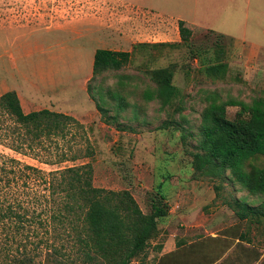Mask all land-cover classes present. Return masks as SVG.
I'll return each instance as SVG.
<instances>
[{
  "label": "rangeland",
  "instance_id": "rangeland-1",
  "mask_svg": "<svg viewBox=\"0 0 264 264\" xmlns=\"http://www.w3.org/2000/svg\"><path fill=\"white\" fill-rule=\"evenodd\" d=\"M204 1L203 12V0H0V95L16 90L25 111L71 114L84 124L86 135L79 159L55 165L3 144L0 152L46 171L90 162L96 186L128 189L146 213L163 190L171 212L159 225L162 237L182 233L186 225L197 229L204 211H223L225 221L237 220L236 197L262 203L264 194L250 193L229 171V179L197 172L192 153L213 93L246 102L264 97V0ZM176 13L191 19L204 15L207 28L186 22L193 29L192 50L138 48L123 68L93 78L98 48L131 51L140 42L180 41L184 19ZM218 61L228 64L226 72L208 74L206 67ZM169 65L179 95L163 106L157 98L147 100L144 92L156 86L148 69ZM98 102L107 109L105 116ZM237 110L229 106V116ZM258 160L264 165V157ZM152 248L151 241L147 253Z\"/></svg>",
  "mask_w": 264,
  "mask_h": 264
},
{
  "label": "trees",
  "instance_id": "trees-1",
  "mask_svg": "<svg viewBox=\"0 0 264 264\" xmlns=\"http://www.w3.org/2000/svg\"><path fill=\"white\" fill-rule=\"evenodd\" d=\"M179 31L177 42H140L131 51L96 49L93 78L123 68L138 48L192 47L193 29L185 20L179 21ZM227 67L218 61L206 71L217 77ZM174 72L172 65L148 69L156 86L145 90V98L171 104L179 95ZM229 106L238 107L233 118ZM97 107L105 116L107 109L99 102ZM117 126L125 129L122 123ZM82 128L81 121L65 112L25 111L16 90L0 95V144L17 153L50 165L75 161L83 152ZM90 148H85L87 154ZM192 156L200 174L229 179V171L250 193L264 194V165L258 160L264 157V97L246 102L233 97L222 100L213 93L202 112L199 143ZM165 200L159 189L146 213L128 189L96 186L90 162L46 171L0 152V264H134L138 258L140 264L169 215ZM235 204L239 218L264 220V201L252 205L236 197Z\"/></svg>",
  "mask_w": 264,
  "mask_h": 264
},
{
  "label": "crops",
  "instance_id": "crops-1",
  "mask_svg": "<svg viewBox=\"0 0 264 264\" xmlns=\"http://www.w3.org/2000/svg\"><path fill=\"white\" fill-rule=\"evenodd\" d=\"M199 3L200 1L197 5ZM204 3L203 0L199 7L203 12ZM157 14L170 15L165 12ZM173 16L186 20L190 27L194 28V26L200 25L207 28L202 22L204 15H195L192 19L179 13ZM224 218L223 211L209 213L204 211V220L197 225V229L184 222L187 228L182 233L174 231L168 236L162 237L160 231V234L152 239V251L146 254L143 263L264 264V220L251 222L249 218H238L225 221ZM193 230H197V232L189 233Z\"/></svg>",
  "mask_w": 264,
  "mask_h": 264
}]
</instances>
